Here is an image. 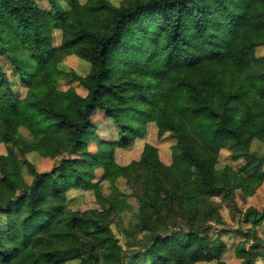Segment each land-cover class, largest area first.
<instances>
[{"label":"trees","instance_id":"trees-1","mask_svg":"<svg viewBox=\"0 0 264 264\" xmlns=\"http://www.w3.org/2000/svg\"><path fill=\"white\" fill-rule=\"evenodd\" d=\"M42 1L0 0V55L18 75L12 81L0 61V143L7 147L0 153V264H129L111 228L119 204L93 181L97 166L104 180H127L142 229L154 235L132 264H229L220 235L210 240L205 232L222 222L212 195L237 188L250 195L264 182V154L252 150L264 142V57L256 55L264 0H69V9ZM23 49L30 53L25 70ZM59 51L90 64L86 75L72 72L86 95L59 88ZM17 80L27 87L23 95ZM97 112L118 130L117 140L100 141L105 158L88 152ZM149 122L159 136L177 138L172 163L149 143L140 159L117 163L115 149L143 137ZM234 145L249 153L248 162L217 167L221 150ZM29 154L55 163L40 172ZM78 188H93L111 207L72 209L68 192ZM180 212L188 224L183 240L168 226ZM240 221L250 227L237 229L244 239L236 256L255 264L264 210L248 208Z\"/></svg>","mask_w":264,"mask_h":264},{"label":"rangeland","instance_id":"rangeland-1","mask_svg":"<svg viewBox=\"0 0 264 264\" xmlns=\"http://www.w3.org/2000/svg\"><path fill=\"white\" fill-rule=\"evenodd\" d=\"M85 2L86 0H80ZM115 4L119 5L123 0H112ZM65 9H69L71 3L69 0H60ZM45 6L49 3L47 0L42 1ZM55 43L61 42V31L55 30ZM256 55L258 57H264V44H258L256 46ZM30 53L27 50H22L19 55V61L22 68L25 70L29 61ZM60 68L59 88L67 91L73 89L78 96L86 95V89L74 80L72 72L75 71L78 74L86 75L90 72V64L81 59L79 56L68 52L59 51L57 54ZM0 61L2 67L9 78L13 81L18 75L16 74V67L8 59L0 55ZM19 79V77L17 78ZM15 89L23 95L27 91L26 85L17 80V84L14 85ZM94 121L96 128L94 132L90 134L91 139L89 141L88 152L91 156L107 157L109 149L108 147L100 144V141H115L118 139V130L114 126L113 122L106 118L105 113L97 112L94 115ZM21 133L26 139H31L30 135L25 129H21ZM149 143L157 147L159 159L165 164L170 165L173 161V146L177 143V138L170 132L165 133L162 136L158 134V128L155 123L149 122L147 124L146 133L143 137L137 138L133 144L128 147H117L115 149V159L120 165H128L133 160L140 159L144 146ZM7 147L4 143H0V153H6ZM252 150L258 153L264 154V142L254 141ZM29 160H31L40 172L49 171L55 160L52 158H41L37 155L29 154ZM250 159L249 153L246 152L244 147L231 146L224 148L220 153V161L217 167L224 168L231 166L233 168H240ZM94 182H99L100 191L103 196L110 198V200L119 204L118 207L111 208V228L114 234L118 237L125 261L132 264L135 261V253L144 251L152 243L153 234L149 231L142 229V223L139 220V204L133 193V188L124 177H119L114 182L104 180L102 178L104 170L102 167H95ZM24 174L28 182L31 181V175L28 172L27 165L24 167ZM0 173V180H1ZM70 199L69 205L74 210L87 211V210H104L110 208L109 205L103 207L97 200L95 190L89 189H72L68 192ZM211 201L216 205L222 222H212V227L205 232L206 237L210 240H215L219 234L223 240L226 248L221 258L229 264H240L241 260L237 258L235 247L241 242L244 237L237 232V229L247 230L250 225L241 222L240 219L245 210L248 208H257L264 210V182L262 185L252 194L245 193L242 189L237 188L231 194H227V191L220 194H214L211 196ZM187 218L180 212L175 219L168 223L171 227V231L177 232L180 240L184 238V231L187 226ZM224 229H229L225 232ZM187 230V229H186ZM258 234L263 239L262 252L263 255L257 256L255 264H264V224L257 228ZM217 259H209L200 261L197 264H216ZM66 264H79L78 259L71 260ZM143 264H149L144 262Z\"/></svg>","mask_w":264,"mask_h":264},{"label":"crops","instance_id":"crops-1","mask_svg":"<svg viewBox=\"0 0 264 264\" xmlns=\"http://www.w3.org/2000/svg\"><path fill=\"white\" fill-rule=\"evenodd\" d=\"M152 123H154V122H152ZM6 150H7V149H6ZM6 153H7V152H6ZM6 153H5V154H6ZM1 154H4V153H1Z\"/></svg>","mask_w":264,"mask_h":264}]
</instances>
